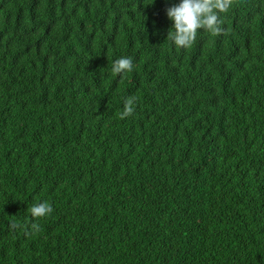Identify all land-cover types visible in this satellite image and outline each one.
Wrapping results in <instances>:
<instances>
[{
    "label": "trees",
    "instance_id": "obj_1",
    "mask_svg": "<svg viewBox=\"0 0 264 264\" xmlns=\"http://www.w3.org/2000/svg\"><path fill=\"white\" fill-rule=\"evenodd\" d=\"M180 2L0 0V264H264V0Z\"/></svg>",
    "mask_w": 264,
    "mask_h": 264
},
{
    "label": "clouds",
    "instance_id": "obj_2",
    "mask_svg": "<svg viewBox=\"0 0 264 264\" xmlns=\"http://www.w3.org/2000/svg\"><path fill=\"white\" fill-rule=\"evenodd\" d=\"M232 4L233 0H181L179 4H173L166 10L168 18L173 22L167 39L179 49L190 47L196 40L200 29L214 35L226 34L221 13H227ZM132 70L131 57H121L113 62L112 73L114 74ZM137 99L135 95H132L124 101L123 111L118 113L119 119L123 120L133 115ZM53 210L48 201L36 202L28 208L31 216L37 221L30 224L29 234L38 233L41 230L39 219L49 216ZM10 227L16 229L22 225L11 221Z\"/></svg>",
    "mask_w": 264,
    "mask_h": 264
}]
</instances>
